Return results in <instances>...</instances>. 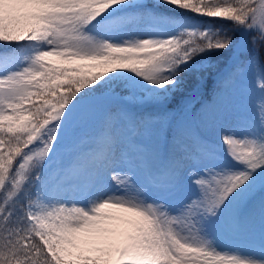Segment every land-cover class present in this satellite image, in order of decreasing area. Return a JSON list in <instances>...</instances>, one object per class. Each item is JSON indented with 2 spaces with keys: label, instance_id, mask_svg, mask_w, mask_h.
<instances>
[{
  "label": "snow or ice",
  "instance_id": "1",
  "mask_svg": "<svg viewBox=\"0 0 264 264\" xmlns=\"http://www.w3.org/2000/svg\"><path fill=\"white\" fill-rule=\"evenodd\" d=\"M0 264H264V0H0Z\"/></svg>",
  "mask_w": 264,
  "mask_h": 264
}]
</instances>
